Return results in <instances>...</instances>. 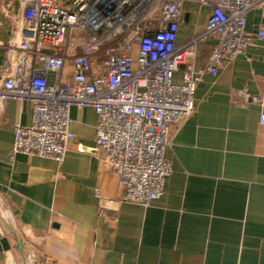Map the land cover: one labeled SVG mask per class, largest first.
Instances as JSON below:
<instances>
[{
	"label": "crops",
	"instance_id": "obj_1",
	"mask_svg": "<svg viewBox=\"0 0 264 264\" xmlns=\"http://www.w3.org/2000/svg\"><path fill=\"white\" fill-rule=\"evenodd\" d=\"M21 1L0 0V70L9 64ZM210 12L185 3L179 38L201 31ZM261 27L264 2L249 13L246 31ZM211 50L212 42L199 44L196 71ZM70 64L63 82L71 81ZM242 90L264 96V41L256 38L216 76H201L196 110L170 128L172 173L149 206L125 199L96 143L92 108L71 109L75 137L60 163L14 154V126L31 125L32 107L16 99L0 105V225L15 264H264V125L260 107L232 103ZM0 264H8L3 249Z\"/></svg>",
	"mask_w": 264,
	"mask_h": 264
},
{
	"label": "built area",
	"instance_id": "obj_2",
	"mask_svg": "<svg viewBox=\"0 0 264 264\" xmlns=\"http://www.w3.org/2000/svg\"><path fill=\"white\" fill-rule=\"evenodd\" d=\"M187 2L210 6L211 12L201 31L180 39ZM263 2L22 0L9 64L0 70V105L16 99L32 107L31 125L14 126L13 153L63 162L75 137L71 109L92 108L99 119L96 143L113 165L125 199L149 206L172 173L165 155L170 128L196 110L201 76H216L254 38L264 41V27L246 31L249 13ZM210 42L208 63L196 71L198 46ZM68 62L71 81L63 82ZM182 65L177 84L174 75ZM49 73L58 78L55 83ZM232 103L260 107L264 125L262 94L242 90Z\"/></svg>",
	"mask_w": 264,
	"mask_h": 264
},
{
	"label": "water",
	"instance_id": "obj_3",
	"mask_svg": "<svg viewBox=\"0 0 264 264\" xmlns=\"http://www.w3.org/2000/svg\"><path fill=\"white\" fill-rule=\"evenodd\" d=\"M0 249H3L7 251V256H8V264H15L13 261L12 253L10 252V244L8 242V239L5 237L3 230L0 225Z\"/></svg>",
	"mask_w": 264,
	"mask_h": 264
}]
</instances>
